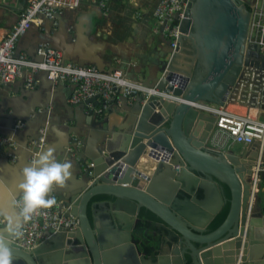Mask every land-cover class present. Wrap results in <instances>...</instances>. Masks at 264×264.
<instances>
[{
  "label": "water",
  "instance_id": "water-1",
  "mask_svg": "<svg viewBox=\"0 0 264 264\" xmlns=\"http://www.w3.org/2000/svg\"><path fill=\"white\" fill-rule=\"evenodd\" d=\"M183 1L186 2V7L179 24L178 41L185 37L191 41L199 59L198 66L201 65L199 72L194 77L175 75L164 62L159 68L160 76L146 78L144 82L170 90L183 98H192L195 102L224 105L238 97L243 71L250 65V58L260 59L264 56L255 43L247 42L249 1ZM176 17L174 14L173 18ZM41 41L50 43L49 39H42L37 44ZM51 46L60 50L63 59L68 60L62 49ZM178 47L179 43L170 51H175ZM34 50L36 53V47ZM35 60H40V57ZM120 70L124 73L123 69ZM173 76L176 77L174 80ZM174 83L181 86L174 87ZM131 103L124 108L122 122L112 123L107 114L90 113L87 117V121L91 122L88 125L90 131L83 136L76 134L77 132L74 134L82 139L83 144L76 153H68L78 157L79 162L83 163L80 172L85 183L64 201L71 204V213L78 218L77 230L66 232L60 229L32 249H23L11 241L15 253L14 264H162L163 256L170 264L175 252L178 264H184V251L187 249L192 264H236L238 261L264 264V212L258 205V196H254L252 202L248 201L251 194L248 180L251 163H245L247 158L248 161L256 159L260 141L247 145L240 154L232 151L214 153L204 147L214 125V115L205 113L194 105L157 97L145 102L136 98ZM14 124L13 131L17 130ZM42 127L46 125H40L37 136L31 140L34 152L44 146L37 141ZM198 128L201 130L199 135ZM46 134L47 131L45 140ZM65 147L67 150V145ZM249 147H252L253 153L246 156ZM156 151L165 154H158ZM34 152L30 158H35L37 153ZM145 154L154 159L150 176L137 168L136 162ZM190 154L198 155L204 163L195 164ZM262 158L264 159V152ZM86 161L92 165H85ZM222 166L228 172L230 180L211 169ZM167 168L173 171L174 180H170L177 182L168 202L156 193L147 195V201L131 195L135 190L143 192L146 181ZM179 170L187 171L196 181L187 184L176 174ZM194 171L206 174L207 179H201ZM162 179L167 181V178L159 179L160 188L165 189L167 182H160ZM217 181L225 183L230 189V207L224 221L214 230L206 231L223 204ZM178 182L181 183L178 185ZM120 187L125 190L122 192ZM179 188L183 191V196L177 195ZM195 189L201 191L202 197L194 194ZM208 192L216 198L212 206L203 204ZM99 194L107 195L110 199L93 201L89 218L87 205L93 196ZM190 194L193 195L190 197ZM123 201L133 208L132 221L128 226L117 211L123 207ZM142 207L167 225L165 229L168 237L176 238L171 250L164 243L163 250L155 260L145 257L131 234ZM189 217L203 220L201 228L188 223L180 224L176 219ZM253 237H260L257 249L252 247L256 240ZM75 241L80 243L79 247L72 245Z\"/></svg>",
  "mask_w": 264,
  "mask_h": 264
},
{
  "label": "crops",
  "instance_id": "crops-1",
  "mask_svg": "<svg viewBox=\"0 0 264 264\" xmlns=\"http://www.w3.org/2000/svg\"><path fill=\"white\" fill-rule=\"evenodd\" d=\"M28 1L0 0V39L15 24ZM158 1L108 0L109 8L104 11L98 5V0H81L77 7L57 12L56 25L52 24L51 19L41 17L40 24L32 25L28 32L19 37L15 52L39 59L34 50L37 42L49 39L50 44L62 49L72 62L98 66L105 71L123 69L130 79L144 81L149 77H158L159 68L164 62L175 75L194 77L201 65L198 66L199 59L191 41L186 37L179 39L178 49L170 51L169 40L161 32H153L156 24L153 10ZM190 60H194V63L189 64ZM27 74L24 71L12 82L0 84V135L11 136L10 139L14 141V146L0 149V181L13 195L16 194L17 185L22 180L21 170L30 164V156L35 150L31 140L37 136L38 127L46 125V144L34 153L51 147L59 160L72 163L71 179L65 188L54 192L58 198L67 200L85 182L80 172L83 163L69 154L65 145L71 134L77 132L83 136L90 131L88 125L91 122L87 121L90 113L82 103L72 104L68 101L74 84L52 82L45 71H39L33 74L35 83L30 88L26 86ZM244 75L248 80L241 83L240 96L223 105L237 114L256 111V107L262 104L259 95L264 83L252 77L248 70ZM132 100L120 94L115 96L105 111L110 122H122L124 108ZM257 116L260 118V115ZM14 123H23V126L13 131ZM148 165L154 166L152 162ZM137 168L143 170L139 164ZM11 199L12 196L4 192L3 185H0V202L7 207Z\"/></svg>",
  "mask_w": 264,
  "mask_h": 264
},
{
  "label": "built area",
  "instance_id": "built-area-1",
  "mask_svg": "<svg viewBox=\"0 0 264 264\" xmlns=\"http://www.w3.org/2000/svg\"><path fill=\"white\" fill-rule=\"evenodd\" d=\"M80 1H28L15 24L0 39V84L12 82L24 71H27L26 86L31 88L35 83L33 74L45 71L47 78L52 82L65 81L74 84V88L68 98L70 103H84L87 112L98 115L105 114L111 101L119 94L127 99L140 98L142 102L152 97L180 102L181 96L173 94L172 91L157 88L155 85H148L141 80H132L126 77L120 69L114 68L111 71H102L94 65H79L70 60H64L62 52L53 48L47 41H41L36 46V54L40 57V60L31 59L23 53L17 54L15 52L19 37L31 25L40 24L42 22L41 17L51 19L52 24L56 25L55 14L64 9L77 7ZM248 1L250 17L247 42L255 43L259 52L264 54V0ZM98 5L104 11L109 8L108 0H98ZM185 7L186 2L183 0H159L153 10L156 22L153 32H161L170 41L172 49L178 43L180 35L179 24ZM174 14L177 15L176 18H173ZM253 31H255L254 39L251 38ZM248 72L252 77L264 79L263 67H251ZM178 86H181V84L174 83V87ZM92 97H94L93 100L91 99ZM262 105V108H256L255 112L248 111L244 114H237L228 111L223 105L206 102L199 104L197 101L194 103L195 108L215 116L213 128L207 139L212 146L224 148L227 144L240 143L249 145L255 141H260L257 157L252 166L250 191L251 197L254 195L258 196L264 210V159L262 158L264 152V118H258L257 116L258 111L262 112L264 116V102ZM20 126H23V123L15 124L14 128ZM45 131V127L39 129L40 136L37 138L39 145L46 144ZM82 144L81 138L71 134L66 144L67 151L76 153L80 150ZM7 146H14V141L4 135H0V149ZM224 152L225 150L222 149V153ZM32 159L33 157L30 158V161ZM85 165L91 166L92 163L86 161ZM55 197L57 204L51 209L38 210L33 215L32 220L25 224L24 237L20 240H12L15 244L23 249H32L49 239L60 229H64L66 232L77 230L79 222L76 215L71 213V204L64 202L57 196ZM72 241H74L73 237ZM236 264H241V262L238 261Z\"/></svg>",
  "mask_w": 264,
  "mask_h": 264
},
{
  "label": "clouds",
  "instance_id": "clouds-1",
  "mask_svg": "<svg viewBox=\"0 0 264 264\" xmlns=\"http://www.w3.org/2000/svg\"><path fill=\"white\" fill-rule=\"evenodd\" d=\"M73 165L57 158L55 149L49 147L35 155L30 164L21 170L22 180L16 194L0 181L4 192L12 196L9 206L0 202V264H14L12 240L24 237L25 224L40 209H51L57 204L53 193L66 187L71 179Z\"/></svg>",
  "mask_w": 264,
  "mask_h": 264
},
{
  "label": "bare ground",
  "instance_id": "bare-ground-1",
  "mask_svg": "<svg viewBox=\"0 0 264 264\" xmlns=\"http://www.w3.org/2000/svg\"><path fill=\"white\" fill-rule=\"evenodd\" d=\"M173 77H174L173 78V80H174L176 77L175 76H173ZM207 92H209V91L207 90ZM169 101H171V100H169ZM179 103H186V104H190V105L193 106L195 101H193L192 98L191 99L190 98L186 99V98L181 97ZM201 129H202V127H201ZM197 133H198V135L201 133L200 128H198ZM198 135H196V137H198ZM156 152L158 154H162V155L165 154L164 152H159V151H156ZM189 156L192 158L193 161L196 162L195 164H197V165H200V164L204 163L203 161H201V158L198 157V155H196V154H190ZM248 160H249V158L245 159V163H247ZM152 161H154V159L151 156L145 154V156H141L136 163L141 165V166H144V168H146L147 166H149L148 163H151ZM198 163H200V164H198ZM178 167L180 168V165ZM211 169L214 170L216 173H218L220 176L224 177L225 179H229L228 172L224 169L223 166L220 167V168H211ZM172 173H173L172 169H170V168L165 169L158 176H154L149 181H146L145 186L143 187V189H145L147 191V193H146L145 190L143 192H139V191L135 190V191L132 192L131 195L138 197L139 199H141V201H147V199H146L147 195L156 193L157 195L160 196L161 199H164L166 202H168L169 199H170V193L172 191V188L177 184L176 181H172V180H174V179H172V175H173ZM143 174H146V175L150 176L151 175V170L143 172ZM176 174H178V176L180 178H183L187 182V184H193L196 181L195 178L193 177V175H191L190 173H188L185 170H179V172H176ZM161 178H167V181L165 179H162L160 181L162 183H166L167 182L165 184V186H166L165 189H161L160 188L161 186L159 184V179H161ZM170 179H172V180H170ZM180 183L181 182H178V185ZM120 190L123 192L125 189H124V187H120ZM210 190L212 191V188ZM121 191H119V192H121ZM250 198L253 201L254 196L251 197V194H250L248 201H250ZM215 199L216 198L213 197L210 192H208L206 199L203 200V204L204 205H208V206H212L213 205L212 203L214 202ZM123 203H124L123 207L121 206L120 209H117V211L121 215V217L124 219V223L126 224V226H128V224L132 221L131 216H132V212H133L132 209L133 208H132L131 204H129V203H127L125 201H123ZM156 207L159 210V207L158 206H156ZM177 207H179V206H177ZM176 219L179 220L180 224H181V222L183 224L188 223L191 226H194V227H197V228H201L200 226L203 223V220L201 221L200 219L191 218V217H189V219H182V218H176ZM259 238L260 237H253V239H256V240L254 241V243H252V247H255L257 249V247L259 245V242H257V241H258ZM177 256L178 255L175 252L174 253V257H172V260H171L170 264H178ZM161 263L162 264H168L167 261L164 259V256L162 257V262Z\"/></svg>",
  "mask_w": 264,
  "mask_h": 264
},
{
  "label": "flooded vegetation",
  "instance_id": "flooded-vegetation-1",
  "mask_svg": "<svg viewBox=\"0 0 264 264\" xmlns=\"http://www.w3.org/2000/svg\"><path fill=\"white\" fill-rule=\"evenodd\" d=\"M249 63H250V65L251 64L252 65L244 68L243 74L245 73L246 70H249V68H251V67L256 68L258 66V67H263L264 68V56H262L260 59H256V58L252 57V58H250ZM259 79L264 81V79H262L261 77H259ZM247 80H248V78L245 75H243L242 82H244V81L247 82ZM259 96H260V98L261 97L264 98V95H262V94H260ZM206 143H208V141ZM242 147H243V149H246L248 146L247 145H243ZM251 153H253L252 152V147H249L248 150H247L246 156H248V155L250 156ZM249 162L251 163V167H250L251 171L248 174V180H249V184H250V177H251V173H252V166H253L254 160L253 161H248L247 163H249ZM152 163H154V162H152ZM146 169H148V171H149V170L152 169V166H147ZM194 173H196L201 179H207V175L204 174V173L195 172V171H194ZM216 185H217V188L219 190V193H220L221 197L223 198V204H222V206L220 208V210H221L222 207L224 206L226 200H227L225 198V196H224L225 187L223 186L222 182H218V181L216 182ZM229 192H230V189H229ZM176 193H177L178 196H183V194H184L183 191L180 188L176 191ZM194 194H196V196H198L199 198L202 197L201 191L199 189H195ZM192 195L190 194L189 196L191 197ZM108 199H110V198L104 197L102 199H98V200H94V201L108 200ZM230 199H231V195H230V198H229V203H230ZM258 205L262 208L261 202L259 200H258ZM142 208H144V207H142ZM140 210H141V208L139 209V212H138L139 220L133 226L131 234H132V236L134 237V239L136 241L138 249L145 254V257L150 258L152 260H155L156 256L163 250L164 243L168 244V246H169L168 250H171L172 249L171 248L172 245L176 242V238L172 237V236L168 237V232L165 229V226H167V225H165L163 223V221H157V220L153 221V220H151V219H149L147 217H141V215H139L140 214ZM90 212H91V208H90ZM211 221H210V223H211ZM209 224H208V226H209ZM139 225L142 226L143 230L141 232V235L137 237L134 234V231L138 228ZM208 226H207L206 231H210L208 229ZM75 244H76L77 247L80 246V243L78 241H75L74 246H75ZM147 249L149 250V254H147V252H146ZM188 252H189L188 249L184 251V257H183L184 258L183 259V263L184 264H192L191 263V258L189 256Z\"/></svg>",
  "mask_w": 264,
  "mask_h": 264
},
{
  "label": "trees",
  "instance_id": "trees-1",
  "mask_svg": "<svg viewBox=\"0 0 264 264\" xmlns=\"http://www.w3.org/2000/svg\"><path fill=\"white\" fill-rule=\"evenodd\" d=\"M223 186L225 187L224 189V196L225 198L227 199L224 206L222 207V209L215 215V217L213 218V220L211 221V223L209 224L208 226V229L210 231L214 230L215 228H217L225 219L227 213H228V210H229V206H230V203H229V198H230V192H229V188L228 186L225 184V183H222ZM104 197H107V198H110L109 196L107 195H95L91 198V200L89 201L88 205H87V214H88V217L91 218V212H90V208H91V202L94 201V200H98V199H102ZM262 211L264 212V210L262 209ZM141 217H147L153 221L157 220V221H161L160 218H158L157 216H155L152 212H150L149 210L145 209V208H141L140 210V214ZM141 226V225H139ZM147 254H149V250L147 249L146 250Z\"/></svg>",
  "mask_w": 264,
  "mask_h": 264
},
{
  "label": "rangeland",
  "instance_id": "rangeland-1",
  "mask_svg": "<svg viewBox=\"0 0 264 264\" xmlns=\"http://www.w3.org/2000/svg\"><path fill=\"white\" fill-rule=\"evenodd\" d=\"M251 38H252V39L255 38V31L252 32ZM189 42H190V41H189ZM190 43H191V42H190ZM192 54H193V53H192ZM189 55L191 56L190 53H189ZM192 62L194 63V60H190V61H188L189 64H192ZM194 70H195V69H194ZM192 71H193V70H192ZM260 82H264V81L261 80ZM261 94L264 95V89H263V91H261ZM239 96H240V94H239ZM260 101L263 103V102H264V98L261 97V98H260ZM197 103L201 104L202 101H197ZM261 105H262V104H261ZM261 105L257 106L256 108H259V107L262 108ZM262 106H263V105H262ZM252 108H253V107H252ZM253 109H255V108H253ZM253 112H255V110H253ZM258 112H259L258 115H260L259 117H260V118H264L263 113L260 112V111H258ZM220 142H221V141H220ZM242 146H243V144H240V143H234V144H232V145L227 144L224 148H216L215 146H212L211 144H209V142H208V143H205V145H204V147H205L206 150H208V151H212V152H214V153H222V149H223V150H225V152H226L227 150H229V151L231 150L232 152L237 153V154H240L241 151L243 150V147H242ZM141 168L143 169V170H142L143 172L148 171V169H146V168H144V167H142V166H141ZM254 196H256V195H254ZM253 200H254V198H253ZM250 202H252L251 198H250ZM142 230H143L142 226H138V228L134 231V234L138 237V236L141 235ZM242 264H248V263H242Z\"/></svg>",
  "mask_w": 264,
  "mask_h": 264
}]
</instances>
